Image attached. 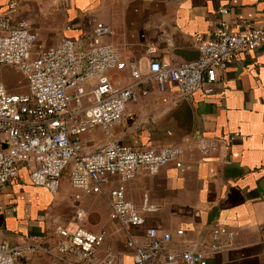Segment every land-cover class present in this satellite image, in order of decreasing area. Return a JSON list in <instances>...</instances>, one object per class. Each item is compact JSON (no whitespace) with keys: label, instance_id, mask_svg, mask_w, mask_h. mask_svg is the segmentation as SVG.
<instances>
[{"label":"crops","instance_id":"0c3cea01","mask_svg":"<svg viewBox=\"0 0 264 264\" xmlns=\"http://www.w3.org/2000/svg\"><path fill=\"white\" fill-rule=\"evenodd\" d=\"M11 1L18 4L13 19L28 20L41 46L56 45L63 35L78 40L93 27L89 18L96 17L113 29L103 40L144 74L152 58L150 46L158 48L156 55L164 61L192 60L198 55L196 35L212 40L223 23L235 31L264 26V0H71L65 11L56 7V0H0V12ZM17 70L4 66L3 79L11 92H24ZM109 74L119 85L133 81L128 68ZM135 92L126 118L112 129L114 137L138 148L182 145L185 155L182 166L169 163L155 174L139 170L126 182L127 198L139 209L145 193L158 206L143 212L144 226L125 228L111 218L109 191L117 178L100 193L83 194L87 227L106 231L99 257L111 252L119 264H134L127 242L130 237L145 239L150 227L170 232L172 247L197 246L208 240L212 224L220 222L238 231L236 247L209 255V264H264V43L231 59L212 94L197 91L182 98L175 85L163 90L155 82L148 94L140 88ZM197 133L219 140L218 152L203 156L195 146ZM93 138L90 149L105 141L100 129ZM75 192L67 173L56 193L34 185L23 164L16 178L0 186V243L19 245L32 235L47 245L60 243L64 238L55 232L56 225L76 227ZM179 228L184 235L177 234ZM28 263L52 264V259L39 253Z\"/></svg>","mask_w":264,"mask_h":264},{"label":"built area","instance_id":"2783aa9c","mask_svg":"<svg viewBox=\"0 0 264 264\" xmlns=\"http://www.w3.org/2000/svg\"><path fill=\"white\" fill-rule=\"evenodd\" d=\"M70 3L56 0V7L65 11ZM17 10V2L11 1L8 10L0 12V186L16 178L26 164L34 185L56 193L67 173L76 190V227L56 225L55 232L64 239L54 246L38 235L19 245L1 242L0 264H29V258L39 253L50 257L52 264H119L111 252L99 257L106 231L87 227L89 214L80 204L83 194L100 193L104 185L117 178L109 191L111 218L125 228L144 226L143 212L156 211L158 206L145 193L139 209L127 198L126 182L139 170L155 174L169 163L182 166L185 155L182 145L138 148L114 137L113 127L126 118L128 103L137 98L135 89L146 95L155 82L163 90L173 84L185 97L197 91L212 94L231 59L264 43V26L235 31L223 23L212 40L196 35L193 46L199 55L192 60L164 61L156 55L158 48L150 46L147 51L152 58L144 74L136 62L126 61L103 40L113 34V29L96 17L89 18L93 27L78 40L63 35L56 45L41 46L39 33L28 20L13 19ZM6 65L20 69L27 81L26 91L8 89L3 79ZM125 68L131 71L133 81L116 84L110 71ZM97 129L105 141L90 149ZM194 140L203 156H211L220 148L219 140L201 133ZM3 209L0 203V211ZM177 234L184 235V229L179 228ZM237 235L236 229L214 222L208 240L178 248L171 246L170 232L159 233L150 227L145 239L130 237L127 244L133 250L134 264H209V255L236 247Z\"/></svg>","mask_w":264,"mask_h":264},{"label":"rangeland","instance_id":"374dc122","mask_svg":"<svg viewBox=\"0 0 264 264\" xmlns=\"http://www.w3.org/2000/svg\"><path fill=\"white\" fill-rule=\"evenodd\" d=\"M18 71V77H19V80L18 81H22L23 84H21V90L25 91L27 88L25 87V77L23 75V73L20 71V70H17Z\"/></svg>","mask_w":264,"mask_h":264},{"label":"water","instance_id":"95a60500","mask_svg":"<svg viewBox=\"0 0 264 264\" xmlns=\"http://www.w3.org/2000/svg\"><path fill=\"white\" fill-rule=\"evenodd\" d=\"M197 54L199 55V53H198V52H197ZM198 55H197V57H198ZM197 57H196V58H197ZM196 58H194V59H196ZM181 97H182V98H187V97H185V96H181Z\"/></svg>","mask_w":264,"mask_h":264}]
</instances>
